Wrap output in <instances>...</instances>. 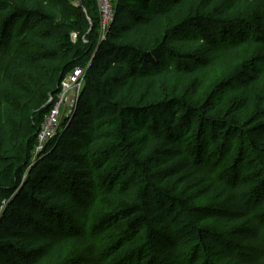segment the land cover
<instances>
[{"label":"trees","instance_id":"1","mask_svg":"<svg viewBox=\"0 0 264 264\" xmlns=\"http://www.w3.org/2000/svg\"><path fill=\"white\" fill-rule=\"evenodd\" d=\"M262 33L264 0H116L104 39L96 0H0V264H61L60 238L36 234L53 232L52 219L69 214L87 226L101 197L115 206L92 228L123 222L127 234L105 252L109 264H264V224L252 204L264 180L247 202L205 165L217 154L211 127L248 135L264 162V114L250 113L253 86L235 82L240 97L228 119H205L190 103L214 72L241 64ZM20 39L36 47L31 58L12 54ZM77 67L85 69L78 106L29 173L50 98ZM17 78L36 81L41 99ZM199 198L212 203L193 216L220 230L200 229L190 249L167 209L186 210ZM132 235L143 236L130 248Z\"/></svg>","mask_w":264,"mask_h":264},{"label":"rangeland","instance_id":"2","mask_svg":"<svg viewBox=\"0 0 264 264\" xmlns=\"http://www.w3.org/2000/svg\"><path fill=\"white\" fill-rule=\"evenodd\" d=\"M59 2V1H57ZM21 26L15 28V34L20 31ZM259 46H257L251 53L246 54V49H244L245 56L243 62L236 66L234 70L228 74L221 71L214 72L211 75V80L207 83L204 88L199 89V96L191 100L190 103L193 107H197L201 111L202 117L205 119H213L216 117L229 118V113L231 109L235 108L237 101L239 99V94H235V82L242 83L243 85L253 86V100L252 108L250 113L258 112L261 116L264 114V33L260 34ZM15 50L17 53H23L25 58H31L32 54L36 52V47L34 45L28 44L27 40H18L16 45L12 48L11 52ZM14 54V51L12 52ZM174 66H177L176 61L173 62ZM258 71L259 77L255 76ZM258 81V84L256 83ZM16 85L17 83L22 86L23 89L30 95H34L35 100L41 99V89L38 87L36 81L31 78H17L13 81ZM38 89H37V88ZM229 91V92H228ZM222 92H228V96L225 97L223 103L221 98ZM8 100L18 108L19 97L16 93H9ZM212 108L214 109L213 111ZM246 118L242 120L245 121ZM196 127L199 125V119L195 121ZM200 131V127L197 128ZM214 133V149L211 154L216 151V156L212 158H206L205 165L216 171L217 175H222L224 179L233 183L237 187L239 194L243 200L250 199V190L257 186L264 180V162L262 158L257 154L256 150L252 147L248 135H240L236 133L235 130L231 128H219L211 127L209 131ZM264 153V142L260 145ZM39 156L35 158L30 164L28 172L32 171L34 164ZM28 173V174H29ZM97 177L101 179V183L105 180L101 173L96 174ZM86 201V199H85ZM84 201V202H85ZM212 203L203 198L192 199L189 202V208L186 210H168L170 214V219L173 220V226L176 230L182 234L183 240L188 241L190 244V249L193 242L198 240V232L200 229H218L209 220L196 219L193 216L194 208L199 206H207ZM254 207L256 210L257 219L264 224V191L260 195L253 199ZM115 206V201L109 197H101L98 202L96 209L93 211L91 217V222L82 227V224L74 219L73 216L67 215L61 218L62 220L52 219V224L54 226L53 232H47L44 229H39L36 237L38 236H57L60 238V243L64 245L67 250V256L61 264H75L76 262H82V264H109L112 262L109 259L107 262L104 258V254L107 249L115 244L119 239L125 238L126 227L123 222L118 223V225L110 227L107 230H102L96 232L92 227L99 216L102 213L111 210ZM6 209V204L2 205L0 208V213L4 212ZM49 215L51 213H48ZM127 235V234H126ZM143 235L134 237L129 236L128 239L134 242L131 247L140 241ZM87 239V247L81 248L76 242L67 241L70 238ZM133 239V240H132ZM264 240V235L262 236ZM129 249V248H128ZM42 251L35 254L33 257L44 254ZM252 259L257 260L260 256L258 254L249 252ZM222 264V262H221Z\"/></svg>","mask_w":264,"mask_h":264},{"label":"built area","instance_id":"3","mask_svg":"<svg viewBox=\"0 0 264 264\" xmlns=\"http://www.w3.org/2000/svg\"><path fill=\"white\" fill-rule=\"evenodd\" d=\"M96 1H98L99 8L101 38L104 39L114 20L116 0ZM84 72L85 69L83 67H77L69 72L62 80L58 93L50 98V110L46 114V118L38 131L39 134L34 147L33 161L45 149L44 147L51 138L57 135L62 120L70 116L77 108L79 97L84 86Z\"/></svg>","mask_w":264,"mask_h":264}]
</instances>
